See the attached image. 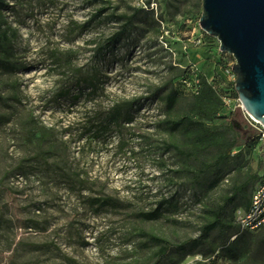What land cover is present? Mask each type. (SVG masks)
I'll use <instances>...</instances> for the list:
<instances>
[{"label":"rangeland","instance_id":"374dc122","mask_svg":"<svg viewBox=\"0 0 264 264\" xmlns=\"http://www.w3.org/2000/svg\"><path fill=\"white\" fill-rule=\"evenodd\" d=\"M4 2L15 70L0 69V264H150L155 247L139 231L174 244L197 238L205 210L264 158L259 142L201 193L175 172L188 162L163 150L183 144L162 122L187 114L190 98L166 111L162 97L179 91L188 67L221 91L232 86L223 65L233 57L199 28L201 0ZM123 101L132 120L116 126L108 112ZM221 114L243 140L256 138L241 109ZM159 207L153 220L138 216ZM263 238L264 227L239 230L223 247L214 231L180 264H264Z\"/></svg>","mask_w":264,"mask_h":264},{"label":"trees","instance_id":"16d2710c","mask_svg":"<svg viewBox=\"0 0 264 264\" xmlns=\"http://www.w3.org/2000/svg\"><path fill=\"white\" fill-rule=\"evenodd\" d=\"M5 7L4 0H0V69L13 71L15 65L10 60V52L14 31L4 22L2 12ZM105 10L104 8L97 10L94 17L98 18ZM119 18L125 19V24H130L134 17L122 15ZM125 28V26L122 27L120 32L112 35L108 42L116 41L124 34ZM101 50L97 49L99 52ZM230 63L223 65V74ZM180 85L179 91L170 88L162 97V102L165 110L171 111L179 102L182 93L190 98L188 113L176 119H166L162 125L166 132L179 135L183 144L181 146L165 142L163 150L173 152L187 161L189 167L175 172L186 175L192 186L198 188L201 193H207L215 189L227 175L240 166L244 150H253L260 141L258 135L250 141L243 140L234 125L227 120L228 117L221 114V110H227L223 107V95L229 94L237 98L234 83L230 89L221 91L215 85L201 79L193 67H188L180 78ZM132 109L131 101L113 104L108 112V122L116 126L122 122H130ZM217 121L222 122L217 124L215 123ZM260 148L263 150L261 156L264 157V145L261 143ZM209 149L214 151L213 156L210 159H202V153ZM263 162L264 158L259 162L254 173H246L241 181L234 184L229 193L221 198L219 203L205 210L207 218L200 227L197 238L174 244L151 233L139 231V236L144 237L155 247L153 261L150 264H180L187 256L202 254L203 246L206 245L208 237L214 231L217 232L223 247H227L230 235L233 233L236 235L240 230L233 211L248 207L253 188L261 176ZM92 202L97 206L108 204L105 199H93ZM160 215V207L149 213L138 214L144 220H153ZM240 232L252 234L247 231L240 230ZM261 244L264 247V238ZM213 251L210 250V253H214Z\"/></svg>","mask_w":264,"mask_h":264},{"label":"water","instance_id":"95a60500","mask_svg":"<svg viewBox=\"0 0 264 264\" xmlns=\"http://www.w3.org/2000/svg\"><path fill=\"white\" fill-rule=\"evenodd\" d=\"M198 25L233 57L237 98L264 128V0H201Z\"/></svg>","mask_w":264,"mask_h":264},{"label":"built area","instance_id":"2783aa9c","mask_svg":"<svg viewBox=\"0 0 264 264\" xmlns=\"http://www.w3.org/2000/svg\"><path fill=\"white\" fill-rule=\"evenodd\" d=\"M232 65L233 63H230L228 65L229 67H226L224 74L234 83L235 76L231 71ZM222 103L223 107L230 111L241 109L244 112L248 124L257 130L261 145H264V128L243 110L238 98L224 94ZM235 220L241 231L253 233L264 227V162L261 176L253 188L250 203L246 209L241 208L235 212Z\"/></svg>","mask_w":264,"mask_h":264}]
</instances>
